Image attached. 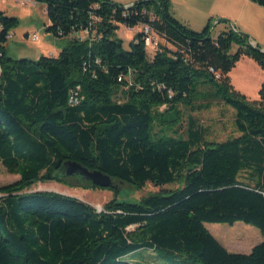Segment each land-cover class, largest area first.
Wrapping results in <instances>:
<instances>
[{"label":"trees","instance_id":"16d2710c","mask_svg":"<svg viewBox=\"0 0 264 264\" xmlns=\"http://www.w3.org/2000/svg\"><path fill=\"white\" fill-rule=\"evenodd\" d=\"M33 1L45 6L47 35L87 37L69 38L56 56L15 59L6 43L18 20L0 12V165L19 176L0 186V264H139L147 256L161 264H264V84L250 102L228 77L243 55L264 71V47L232 30L214 40L208 25L195 32L171 15L169 0L128 8ZM118 25L138 29L127 50ZM139 26L176 49L160 45L150 55ZM233 43L239 48L229 54ZM214 102L234 110L236 136L210 141L191 114L182 127L181 108L194 113ZM66 164L135 191L161 189L119 201V187L108 188L113 198L101 212L56 192H28L66 184ZM236 223L262 236L248 254L228 252L205 227Z\"/></svg>","mask_w":264,"mask_h":264},{"label":"rangeland","instance_id":"374dc122","mask_svg":"<svg viewBox=\"0 0 264 264\" xmlns=\"http://www.w3.org/2000/svg\"><path fill=\"white\" fill-rule=\"evenodd\" d=\"M116 4L124 5L129 2L138 0H110ZM171 15L179 22L187 26L189 29L200 32L207 25L209 26V34L212 40L216 39L222 32L232 30L234 32L243 33L232 27L230 21L220 14L234 16L248 10L238 0H226V3L218 2V0H170ZM0 12L7 17L18 20L17 26L10 32L6 43V53L9 57L20 59L26 58L36 60L40 56H56L65 46L67 40L71 38H55L49 36L45 32V25L48 23L45 6L30 0V3L21 4L18 0H0ZM220 21H225L220 22ZM117 36L123 43V48L128 49L130 42L136 34L137 28L127 29L123 25H118ZM37 36V41H32L27 36ZM249 36V35H248ZM264 40V36L261 37ZM161 46H165L170 50H175L172 45L167 44L160 39ZM264 42V41H263ZM263 47V44L260 45ZM239 46L236 43L231 45L229 54H234ZM253 61L247 56H241L230 70L228 77L234 91L242 94L248 101L254 102L259 100V90L264 84V71L253 61L257 68L253 67L250 62ZM246 69V75L242 76L243 69ZM212 73V70H209ZM217 80L220 79L218 74H214ZM120 94L116 99H120ZM121 101V99L119 100ZM164 107L157 109L158 113H162ZM183 111L182 127L185 128L187 117H192L204 128L209 131L208 140L220 142L231 136H236L233 127L234 110L226 107L222 103L214 102L207 110L191 113L188 110ZM183 131V129H181ZM19 179L17 175H11L0 165V186L11 184ZM66 184L57 183H37L33 185L28 192L48 191L56 192L62 195L77 198L94 209L101 212L103 205L113 198L112 191L104 189H83L84 183L79 182L76 178H66ZM119 187L117 200L134 201L148 194L158 192L161 188L146 184V186L138 191L130 188L125 184L117 183ZM178 185H168L164 189H174ZM206 229L212 237L228 252L248 254L251 249L262 241V236L255 228L236 223L233 226L222 224H205ZM158 261V260H156ZM161 262L158 261V264ZM155 264V263H153Z\"/></svg>","mask_w":264,"mask_h":264},{"label":"crops","instance_id":"0c3cea01","mask_svg":"<svg viewBox=\"0 0 264 264\" xmlns=\"http://www.w3.org/2000/svg\"><path fill=\"white\" fill-rule=\"evenodd\" d=\"M221 1H223V3H226V0H218L219 3H221ZM238 1L240 2L242 6L248 7V10L245 12H242L241 14H237L234 16L220 14L221 17H226V19L230 21V24L232 25L233 28L239 31H242L243 33H247L253 45L263 44V47H264V42H263L264 40H262L261 38L262 36H264V7L257 6L251 0H238ZM131 3L132 2H129L124 5H128ZM170 4H171V1H170ZM72 37H78L80 39H85L87 37V34L81 32V33L72 35L71 38ZM247 62H250L253 67L257 68L256 65H254L253 61H247ZM242 72H243L242 76H245L247 70L244 68ZM153 263H155L154 259L147 256V258H145L139 264H153ZM155 264H158V263H155Z\"/></svg>","mask_w":264,"mask_h":264},{"label":"water","instance_id":"95a60500","mask_svg":"<svg viewBox=\"0 0 264 264\" xmlns=\"http://www.w3.org/2000/svg\"><path fill=\"white\" fill-rule=\"evenodd\" d=\"M255 47V45H253ZM264 52V49L261 50ZM61 172L66 177H76L90 182L94 186L102 189H108L116 186L115 180L97 170H89L78 164H66Z\"/></svg>","mask_w":264,"mask_h":264},{"label":"built area","instance_id":"2783aa9c","mask_svg":"<svg viewBox=\"0 0 264 264\" xmlns=\"http://www.w3.org/2000/svg\"><path fill=\"white\" fill-rule=\"evenodd\" d=\"M18 1L23 5L30 3V0H18ZM130 6H131V4L125 5V8H128ZM138 28L142 32L143 43H144V46H145L147 52L151 55L155 51H158V49L160 48V45H161L160 41H159L161 38L158 36V34L152 28H150V26H139ZM9 37L10 36H8V38ZM27 37L30 38L32 41H37V39H38L37 36H35V35H33L31 37L30 36H27ZM209 70H212V69H209ZM0 73H1V68H0ZM212 73L218 74V76H220L218 72H214L213 70H212ZM168 94L171 95V92L169 91ZM96 211L99 212L98 210H96Z\"/></svg>","mask_w":264,"mask_h":264},{"label":"flooded vegetation","instance_id":"af4514ba","mask_svg":"<svg viewBox=\"0 0 264 264\" xmlns=\"http://www.w3.org/2000/svg\"><path fill=\"white\" fill-rule=\"evenodd\" d=\"M68 178H76V177H68Z\"/></svg>","mask_w":264,"mask_h":264}]
</instances>
